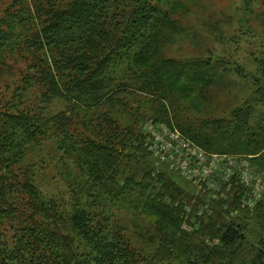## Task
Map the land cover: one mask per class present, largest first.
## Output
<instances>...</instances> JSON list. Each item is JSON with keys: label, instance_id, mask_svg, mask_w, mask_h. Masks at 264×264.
<instances>
[{"label": "trees", "instance_id": "obj_1", "mask_svg": "<svg viewBox=\"0 0 264 264\" xmlns=\"http://www.w3.org/2000/svg\"><path fill=\"white\" fill-rule=\"evenodd\" d=\"M164 2L19 0L13 10L16 0L3 11L0 57L18 54L28 66L22 86L9 100L0 99V264H264V239H252L251 222L241 221L242 192L209 200L190 191L148 160L153 154L143 129L150 119L174 123L205 150L253 155L252 163L264 169V57L253 96L243 105L215 108L209 89L227 87L223 63L164 57L159 27H152L171 23ZM172 8L180 9L179 1ZM32 88L38 96L28 102L25 92ZM52 98L85 102L75 104L77 126L85 129L72 128L75 116L68 112L48 113ZM190 111L202 117L196 121ZM54 131L64 141L78 133L86 146L75 151L86 174L132 213L136 227H148L149 240H158L155 251L140 254L128 227L101 212L80 207L65 216L40 199L30 176L18 180L14 166L29 144ZM132 150L139 153L133 159ZM258 205L264 225V198ZM186 222L199 224V231L188 232ZM210 237L217 244H208Z\"/></svg>", "mask_w": 264, "mask_h": 264}, {"label": "rangeland", "instance_id": "obj_2", "mask_svg": "<svg viewBox=\"0 0 264 264\" xmlns=\"http://www.w3.org/2000/svg\"><path fill=\"white\" fill-rule=\"evenodd\" d=\"M15 1L0 0V16ZM177 1L181 4L178 10L172 8V4ZM18 2L13 10L18 8ZM164 3L163 11L170 13L168 21L171 23H152V27H159L160 51L164 57L177 60L195 57L221 60L224 70L222 81L227 87L213 84L209 89L212 99L209 104H214L215 108L226 106L228 109L243 105L253 96L259 66L264 57V0H165ZM22 53L27 55V52ZM27 66L28 62L21 55L7 54L4 60L0 57V99L9 100L16 89L22 86ZM142 80L141 76L137 77L138 86ZM36 93V88L29 89L25 92V99L28 102L34 101L38 96ZM75 104L78 107L86 106L78 98H73L71 102L52 98L46 111L51 115L58 111L68 112L75 116L74 121H71L72 128L85 129L77 126L81 114ZM188 116L196 121L202 117L195 111L188 112ZM64 117L68 120L69 116L65 114ZM177 128L174 123L170 125L152 119L146 122L143 127L147 134L146 146L153 154L148 160L153 165L158 163L168 169L190 191L203 193L209 200L226 198L230 192H242L241 221L251 222L247 232L253 235L252 239H264L263 221L257 217L258 203L264 198V169L252 163L253 155L205 150ZM173 140L177 143L175 148L168 142ZM81 141L83 139L77 132L72 139L69 137L64 141V134L54 131L42 138L39 144H29L22 160L14 166L15 172L19 174L18 180L23 182L27 175L30 176L40 199L57 205L65 216H70L75 208L84 207L103 213L102 216L112 222L126 225L128 239L139 249L140 254L149 255L156 250L158 240L150 241L146 231L148 227H136L134 223L137 219L132 213L112 201L101 189L102 185L93 180L94 177L90 180L81 154L75 151L77 148H85L86 143ZM87 148L92 150L88 145ZM138 154L132 150L131 158ZM130 162L128 166H131ZM122 174L119 176L122 177ZM234 178L241 185L240 189L235 188ZM21 196L25 200L29 198L27 194L22 193ZM186 223L185 227L190 228L188 232L199 231V224ZM148 224H151V231L157 229L156 224ZM208 242L213 246L217 244L218 238L210 237Z\"/></svg>", "mask_w": 264, "mask_h": 264}]
</instances>
